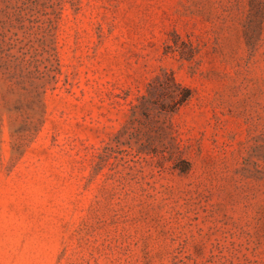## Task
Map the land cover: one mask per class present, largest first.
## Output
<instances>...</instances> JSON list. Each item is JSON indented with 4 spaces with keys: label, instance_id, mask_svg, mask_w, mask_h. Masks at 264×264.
I'll use <instances>...</instances> for the list:
<instances>
[{
    "label": "rangeland",
    "instance_id": "obj_1",
    "mask_svg": "<svg viewBox=\"0 0 264 264\" xmlns=\"http://www.w3.org/2000/svg\"><path fill=\"white\" fill-rule=\"evenodd\" d=\"M0 264H264V0H0Z\"/></svg>",
    "mask_w": 264,
    "mask_h": 264
},
{
    "label": "trees",
    "instance_id": "obj_2",
    "mask_svg": "<svg viewBox=\"0 0 264 264\" xmlns=\"http://www.w3.org/2000/svg\"><path fill=\"white\" fill-rule=\"evenodd\" d=\"M172 81L174 82V85L178 88V89H182V90H184V91H186V93H187V95H185L181 100H180V102H178V104H183L189 97H190V90L189 89H187V88H185V87H183L181 84H177L176 82H175V80L174 79H172Z\"/></svg>",
    "mask_w": 264,
    "mask_h": 264
}]
</instances>
